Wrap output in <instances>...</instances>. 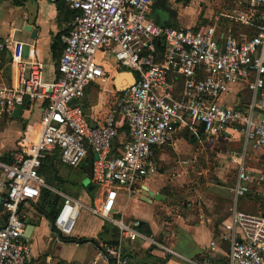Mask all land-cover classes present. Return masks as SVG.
<instances>
[{
    "label": "built area",
    "instance_id": "1",
    "mask_svg": "<svg viewBox=\"0 0 264 264\" xmlns=\"http://www.w3.org/2000/svg\"><path fill=\"white\" fill-rule=\"evenodd\" d=\"M61 1L75 13L70 29L60 36L63 49L53 79H45L34 50L25 55L23 42L0 36V60L7 52L15 74L10 83L0 81V109L24 108L29 102L39 113L36 121L26 123L25 149L0 160L5 215L0 264H28L32 256L22 239L19 207L36 200L46 187L39 169L47 156L55 155L70 168L91 156L89 177L96 188H105L108 196L114 185L135 192L158 172L154 148L169 144L185 119L203 122L209 137L231 129L242 138L241 149L229 156L237 199L254 178L246 165L247 146L264 148V0H236L223 14L228 22L218 28L157 23L150 12L159 0ZM121 68L133 72L136 81L117 93L113 77ZM99 82L109 85L111 104L102 120L93 123L82 102L87 88ZM233 93H246L247 99L230 106L222 98ZM122 128L126 137L115 153ZM79 207L64 197L52 220L59 234H70ZM92 212L107 217L100 208ZM231 221L236 235L225 260L192 259L190 264H264V212L234 208ZM115 223L119 240L140 235L138 220ZM104 251L114 264L128 263L118 245Z\"/></svg>",
    "mask_w": 264,
    "mask_h": 264
},
{
    "label": "crops",
    "instance_id": "2",
    "mask_svg": "<svg viewBox=\"0 0 264 264\" xmlns=\"http://www.w3.org/2000/svg\"><path fill=\"white\" fill-rule=\"evenodd\" d=\"M169 5L172 7L170 0L155 4L150 15L159 19L154 16V11L160 6L170 17L174 9L171 11ZM74 13L61 0H4L0 2V36L23 42L25 55L34 50L43 70L48 66V76H51L48 80H51L57 74L62 52L57 56L53 54L52 39L68 31ZM164 13L159 11L163 22L172 23L169 17H163ZM32 30H36L33 38ZM8 60L6 52L0 60V81L6 83L15 77ZM246 99V93H233L222 98L230 106H239ZM10 114L11 111L0 109V158H9L11 152L25 149L22 137L26 123L36 121L39 116L32 105L22 108L18 118H12ZM199 125L185 119L180 132L169 144L154 148L158 172L144 180L135 192L114 185L113 194L108 196L105 188H96L89 177V156L75 168L61 164L55 155L47 156L40 171L46 187L41 189L36 200L24 201L19 207L24 222L22 239L29 244L32 254L28 264H114L104 251L107 245H118L128 258L127 264H190L192 259L224 261L230 238L236 235L231 210L264 212V148L247 146L246 165L254 178L244 196L234 199L232 188L236 170L230 160L207 180L205 173L209 169L191 172L185 161H178V166H173L177 158H188L192 152L191 136L209 137L204 131L199 132ZM121 132L124 141L125 128ZM218 137L226 146L228 159L232 152L241 149L242 138L233 130ZM122 145L123 142L119 149ZM64 168H67L66 173L73 172L77 178L87 179L80 183L81 190L75 194L66 189L67 177L62 175ZM199 178L204 181H198ZM89 185H93L91 190H88ZM149 192L163 197L154 200L148 196ZM65 196L80 204L69 235L59 234L52 224ZM93 207L100 208L102 213L105 211L107 217L93 214ZM118 219L126 223L138 220L140 235L135 240H119L115 223ZM4 221L0 203V225Z\"/></svg>",
    "mask_w": 264,
    "mask_h": 264
},
{
    "label": "rangeland",
    "instance_id": "3",
    "mask_svg": "<svg viewBox=\"0 0 264 264\" xmlns=\"http://www.w3.org/2000/svg\"><path fill=\"white\" fill-rule=\"evenodd\" d=\"M164 0H159L156 2L160 4ZM167 1V0H166ZM172 7L169 5V8H173V13L169 14L167 11L163 10L160 6L155 7L154 16L159 19H162L160 12H165L163 17H169L168 20L172 23H177L179 26L186 25H196V24H213L215 27H220L221 25L228 22L225 19V13L229 12L235 5L236 0H170ZM166 4V3H165ZM155 5V4H154ZM172 11V10H171ZM217 14V15H216ZM215 15L219 20L216 21L214 18ZM155 20V18L152 16ZM48 66L44 67L43 73L46 79H50L51 76H48ZM112 91L109 88V85H103L100 82L92 84L87 88L85 95V101L82 102L84 108H86V113L88 119L95 123H98L102 120L103 116L106 113L107 108L111 104V93ZM123 133L120 132L115 142L118 146V151L120 144L123 142L122 137ZM188 137V136H187ZM190 141L193 142L192 152L187 155L188 158L182 157L181 159H176L173 166H178V161H185L188 163L187 169L191 172H195L196 169H209L205 173V179H209L210 175L214 174L216 169L222 167L224 163L226 164L229 159L227 156L226 146L222 142V139L219 137H198L191 136ZM184 166L185 164H181ZM67 168H64L62 175L66 176V189L70 190L74 194L81 190V182H85L87 179L77 178L73 172L66 173ZM190 172V173H191ZM192 175V174H191ZM195 178V177H190ZM196 179V178H195ZM200 182L204 181L202 178H199ZM192 184V182H190ZM189 183V184H190ZM82 212V211H81Z\"/></svg>",
    "mask_w": 264,
    "mask_h": 264
},
{
    "label": "water",
    "instance_id": "4",
    "mask_svg": "<svg viewBox=\"0 0 264 264\" xmlns=\"http://www.w3.org/2000/svg\"><path fill=\"white\" fill-rule=\"evenodd\" d=\"M36 30H32V38L34 37ZM136 81L135 75L133 74V72H131L130 70L127 69H119L114 77H113V87L115 89V91L117 93H121L122 91H124L125 89H127L128 87L132 86ZM29 106V102L25 103V108H27ZM22 108L20 106H15L12 110H11V117L12 118H18V116L20 115ZM204 129V123L201 122L199 125V132L202 133ZM93 188V185H89L88 190H91ZM149 197L153 198L154 200H161L163 197L160 194H153L152 192L147 193ZM147 196V197H148ZM0 202H1V196H0ZM23 220V218H21Z\"/></svg>",
    "mask_w": 264,
    "mask_h": 264
},
{
    "label": "trees",
    "instance_id": "5",
    "mask_svg": "<svg viewBox=\"0 0 264 264\" xmlns=\"http://www.w3.org/2000/svg\"><path fill=\"white\" fill-rule=\"evenodd\" d=\"M64 4H65V3H64ZM156 22H158V23L161 22V24H166V25H177L176 23L174 24V23L163 22L162 19H156ZM69 29H70V28H69ZM69 29H68V30H69ZM66 33H67V32H66ZM62 48H63V44H62L61 41H60V35H56V36H54L53 39H52V43H51V49H52L53 54H54L55 56H57V53H60L61 50H62ZM92 122H93V121H92ZM93 123H95V122H93ZM114 149H115V153H119L117 146L115 147V142H114ZM89 157H90L89 159H90V164H91V159H92V157H91V156H89ZM0 160L8 161V158H7V157H5V158H0ZM39 171H41V167H40ZM90 241H92V240H90Z\"/></svg>",
    "mask_w": 264,
    "mask_h": 264
}]
</instances>
